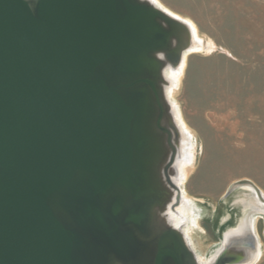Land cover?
Here are the masks:
<instances>
[{
	"label": "water",
	"instance_id": "water-1",
	"mask_svg": "<svg viewBox=\"0 0 264 264\" xmlns=\"http://www.w3.org/2000/svg\"><path fill=\"white\" fill-rule=\"evenodd\" d=\"M193 44L150 0H0V264L240 263L226 232L201 262L170 221L165 71ZM248 184L264 199L250 179L228 194Z\"/></svg>",
	"mask_w": 264,
	"mask_h": 264
},
{
	"label": "rangeland",
	"instance_id": "rangeland-1",
	"mask_svg": "<svg viewBox=\"0 0 264 264\" xmlns=\"http://www.w3.org/2000/svg\"><path fill=\"white\" fill-rule=\"evenodd\" d=\"M157 2L192 21L205 45L188 53L176 94L195 147L194 169L184 182L194 198L182 228L208 258L247 215L262 247L254 264H264V214H250L240 199L256 198L264 207L263 201L249 185L228 194L241 179L264 191V0Z\"/></svg>",
	"mask_w": 264,
	"mask_h": 264
},
{
	"label": "bare ground",
	"instance_id": "bare-ground-1",
	"mask_svg": "<svg viewBox=\"0 0 264 264\" xmlns=\"http://www.w3.org/2000/svg\"><path fill=\"white\" fill-rule=\"evenodd\" d=\"M150 1L164 8L160 3L157 2V0L155 1L150 0ZM164 9L167 10L172 15H175L176 17L186 20L193 29L194 44L191 50L185 53L183 60L180 62L178 66L171 67L169 68L168 71L167 70L165 71V76L167 80L165 84V92L171 104L172 112L175 117L176 123L178 124L179 127L178 155L176 157V166H175L176 176H174L173 179L176 181V183H178V185H180L182 191V195L180 197V202H179V204L182 205L178 207L179 205L178 204L175 210L171 208L169 209L170 221L174 226L180 228L185 233L187 239L189 240V243L194 248V244L190 242L191 239L189 237L188 230L186 231V229L184 230V228H182V224L188 220L187 210L193 203L192 201L194 198L191 195H189L186 189L184 188V182L187 180V178L194 169V162H195L194 135L190 130L189 125L184 121V118L180 113L176 101V94L178 91L182 72L186 65V58L188 53L193 50H202L205 48V45L202 42V38L199 35L196 25L192 21L180 17L179 15L175 14L174 12H171L167 8ZM251 188L253 187L251 186ZM261 194L264 197V191L261 190ZM260 200H262L264 203V199L260 197ZM240 201L244 203L246 210L250 209L249 211L250 214L256 212L257 213L261 212L262 214H264V207H262L258 199L253 198L250 200L251 202H248L247 199L241 198ZM192 212L194 213V210ZM239 220L240 222L238 223V225L230 228L226 232V239H225L226 247L230 251H235V254H237V256L241 258L240 261L241 264H254L259 260V257L262 254L261 243L257 237L256 226L253 222L254 220L252 221L247 215L246 217H242ZM231 244H236V247L234 248L233 246H231ZM223 245L212 256L208 258L199 255L198 252L196 251L199 257L198 259L201 262L210 261V259L214 258L221 250H223L224 248ZM194 249L196 250V248Z\"/></svg>",
	"mask_w": 264,
	"mask_h": 264
},
{
	"label": "crops",
	"instance_id": "crops-1",
	"mask_svg": "<svg viewBox=\"0 0 264 264\" xmlns=\"http://www.w3.org/2000/svg\"><path fill=\"white\" fill-rule=\"evenodd\" d=\"M218 219H216L215 221H217ZM220 224V223H219ZM226 224V223H225ZM220 226H224L223 224H220ZM220 226H218V231H219V229H220ZM262 248V247H261ZM195 251H197V250H195ZM198 252V251H197ZM262 255V254H261ZM261 255H260V257H261ZM259 257V258H260ZM236 264H241V263H236Z\"/></svg>",
	"mask_w": 264,
	"mask_h": 264
}]
</instances>
